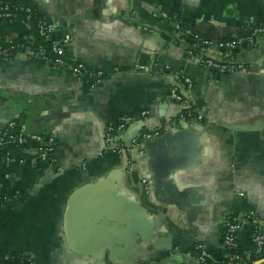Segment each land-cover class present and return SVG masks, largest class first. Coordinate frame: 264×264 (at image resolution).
<instances>
[{
	"label": "crops",
	"instance_id": "obj_1",
	"mask_svg": "<svg viewBox=\"0 0 264 264\" xmlns=\"http://www.w3.org/2000/svg\"><path fill=\"white\" fill-rule=\"evenodd\" d=\"M5 1L40 14L66 58L102 77L50 65L31 52L26 20L0 21V37L20 41L0 56V131L14 121L54 139L46 157L34 141L0 144V264H219L231 214L248 253L254 225L264 231V37L234 54L245 71L212 75L175 22L217 40L264 25V0ZM176 72L201 117L178 115ZM122 115L123 141L143 125L164 130L132 164L103 142Z\"/></svg>",
	"mask_w": 264,
	"mask_h": 264
},
{
	"label": "built area",
	"instance_id": "obj_2",
	"mask_svg": "<svg viewBox=\"0 0 264 264\" xmlns=\"http://www.w3.org/2000/svg\"><path fill=\"white\" fill-rule=\"evenodd\" d=\"M11 6H23L20 4H12L10 1H5L0 3V16L3 18H12V12L10 11ZM28 10V7H26ZM163 15H166L163 12ZM175 27L179 28V23L175 22ZM39 33L45 38L50 39L49 48L39 45L37 48L31 50L32 53H36L43 57L50 65L65 68L70 70L75 74L85 72V66L81 62H73L66 59L64 50V41L61 37L55 34V28L44 18H41L38 23ZM187 33V30H185ZM249 34L246 36H239L237 34L232 35L233 37L225 40H206V39H196L190 42V47L196 53L197 61L200 62L205 68L210 72L215 70L220 73L225 72H236L245 71L246 66L235 60L234 54L230 52L231 48L238 47L243 48V44H251L259 37L264 35V25L254 24L250 26ZM13 47V46H11ZM16 46L13 49L7 50L6 48L0 47V56H6L13 54ZM143 67V66H140ZM86 76L91 79L94 84H99L101 81V73H91L85 72ZM174 77L177 81L181 83V86H172L168 92L169 97L176 102L180 109L178 115L186 117V115L191 116L192 114L201 117V114L195 112L193 106L189 103V98L187 97V87L190 84V78L180 72H176ZM146 113L145 110L141 112L142 115ZM132 120L130 115H122L115 122L108 123L103 132V142L105 148H110L116 151L124 150L128 155V162L133 163L137 149L140 143L144 139H150L158 137L164 130L162 127H153L149 125H143L137 132V134L128 141H123L120 136V131L123 130L128 123ZM6 141L13 142L18 145H25L28 141H34V149L39 156H49L54 148V139L52 136L40 133L32 132L25 133L18 130L15 126L14 121H9L5 124L4 128L0 131V144ZM6 160L10 159L9 154H5ZM141 183L143 184L146 191L152 189L151 181L146 178H141ZM248 217L252 218L254 222L257 218L253 211H249ZM241 218L239 215H228L224 218V234H223V244L228 247L235 246L236 233L239 228ZM252 242L254 251L260 252L264 248V231L257 225H254L252 231ZM252 247V248H253ZM233 256V257H232ZM264 258V257H262ZM261 258V259H262ZM234 255H231L228 264H238L237 260H234ZM199 261L201 264H205V255L199 256ZM254 260H251L253 262ZM36 264V263H29Z\"/></svg>",
	"mask_w": 264,
	"mask_h": 264
},
{
	"label": "trees",
	"instance_id": "obj_3",
	"mask_svg": "<svg viewBox=\"0 0 264 264\" xmlns=\"http://www.w3.org/2000/svg\"><path fill=\"white\" fill-rule=\"evenodd\" d=\"M12 4H16L14 1H10ZM26 7L28 6H11L10 11L12 12V18H3L2 16H0V21L1 20H14L17 18H21L26 20L29 23V32L33 34L34 36V45L33 48H37L39 45H43L46 48H49L50 46V39L45 38L43 35H41L39 33V28H38V23L39 20L42 18V16L40 14H38L36 11L31 10L28 7V10L26 9ZM165 17H168L167 13L166 15H163ZM178 30H182L183 31V35H186L187 39L189 42H193L196 39H203V38H199L197 36H195L194 32L192 30H187V33H185V30L180 24H179V28ZM249 30L244 31L242 33H237V35L239 36H246L247 34H249ZM232 35L226 36L224 38H219L220 40H225V39H230L232 38ZM217 39V40H219ZM207 40V39H206ZM20 41H18V39H4L2 37H0V47L2 48H6L7 50L9 49H13L14 46H16ZM247 44L244 43L243 47H245ZM13 46V47H11ZM238 47L236 48H231L230 52L232 54H235L238 51ZM68 60V58H66ZM72 61V60H70ZM212 75H216V74H220V72H217L215 70H212ZM232 215V214H231ZM235 215V214H233ZM224 234V233H223ZM223 234H222V240H223ZM224 245V249H225V255L223 260L219 263V264H228L229 258L231 255H234V260L238 261V264H250L252 263L251 260H259L262 257H264V248L261 249L260 252H255L254 251V247L248 252V253H244L241 250H239L236 246L235 247H228L225 244ZM233 257V256H232Z\"/></svg>",
	"mask_w": 264,
	"mask_h": 264
},
{
	"label": "water",
	"instance_id": "obj_4",
	"mask_svg": "<svg viewBox=\"0 0 264 264\" xmlns=\"http://www.w3.org/2000/svg\"><path fill=\"white\" fill-rule=\"evenodd\" d=\"M263 37H264V35L260 36V37H259V40H260L261 38H263ZM249 45H250V44H249ZM151 139H155V137H154V138H151ZM260 260H264V258L259 259V260H256L253 264H256V262H259Z\"/></svg>",
	"mask_w": 264,
	"mask_h": 264
}]
</instances>
